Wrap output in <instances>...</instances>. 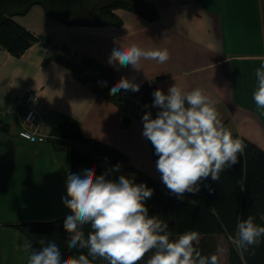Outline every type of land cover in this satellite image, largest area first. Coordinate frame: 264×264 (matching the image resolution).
<instances>
[{"label": "crops", "instance_id": "obj_1", "mask_svg": "<svg viewBox=\"0 0 264 264\" xmlns=\"http://www.w3.org/2000/svg\"><path fill=\"white\" fill-rule=\"evenodd\" d=\"M107 1L111 0H85L69 18L94 22L97 7ZM143 1L156 10V18L119 8L114 11L121 20L118 25H71L49 16L40 4L16 16L39 39L20 57L0 48V109L9 111L0 117V134L38 153L51 148L68 151L70 159L72 142L67 139L52 136L29 143L16 134L18 104L31 88L47 102L50 129L76 121L85 136L121 150L139 174L163 184L149 140L142 136L141 119L97 90L78 68L45 55V42L52 41L80 60H95L118 80L126 77L165 93L175 83L184 91L204 89L218 113H226L225 127L233 136L264 149V109L257 108L252 96L255 71L264 64V0ZM132 43L167 49L169 59L163 64L141 60L139 70L108 63L113 48Z\"/></svg>", "mask_w": 264, "mask_h": 264}, {"label": "clouds", "instance_id": "obj_2", "mask_svg": "<svg viewBox=\"0 0 264 264\" xmlns=\"http://www.w3.org/2000/svg\"><path fill=\"white\" fill-rule=\"evenodd\" d=\"M168 59L167 49H145L132 43L113 48L108 63L139 70L141 60L163 64ZM255 77L253 100L258 109H264V64L256 69ZM122 89L138 92L140 85L121 77L109 94L114 96ZM152 96V104L144 107L158 111L155 118L151 111L143 114L142 136L154 147L162 183L177 199L198 193L209 178L218 182L222 172L239 163L246 145L224 126L204 89L184 91L175 83L167 93L156 89ZM114 173H121L119 163L99 175L95 166L67 175L66 195L61 198L70 212L63 221L69 234L67 246L87 250V254L65 258L55 242L41 240L42 247L36 249L29 241L24 245L29 252L27 264H95L98 258L107 264H140L149 252L152 255L146 264H220L218 254L202 255L196 246L201 238L198 231L174 236L160 216L149 215L146 201L154 194L153 188L124 174L112 178ZM203 186L210 194L214 192L211 185ZM85 225L91 229L87 236ZM235 231L229 239L241 251L259 246L264 238V227L252 215L238 218Z\"/></svg>", "mask_w": 264, "mask_h": 264}, {"label": "trees", "instance_id": "obj_3", "mask_svg": "<svg viewBox=\"0 0 264 264\" xmlns=\"http://www.w3.org/2000/svg\"><path fill=\"white\" fill-rule=\"evenodd\" d=\"M83 1L85 0H0V48L15 57H20L38 41V36L15 18L26 14L37 4L42 5L49 16L71 25L85 23L118 25L121 20L114 11L119 8L156 18V10L143 0H111L97 7V19L94 22L70 19L69 15L76 12ZM86 61L94 64L107 76H114L95 60ZM156 89L158 88L154 85L143 84L140 90L135 92L140 95L143 108L146 104H152V93ZM99 91L122 105L121 97L110 96L108 88ZM145 109L151 111L155 118L157 108ZM135 114L141 119L137 113ZM51 134L72 142L69 173H78L81 169L95 166L99 175L119 163L121 173H114L112 178L124 174L136 183H146L148 187L153 188L154 194L146 201L149 215L160 216V219L168 223L174 236L189 230L198 231L201 238L196 246L202 255L218 254L216 236H224L228 242L227 264H264V238L259 246L251 247L248 251L237 249L229 239L230 236L236 235L238 218L246 219L252 215L255 217V223L264 227V149L256 144L245 138L236 137L246 145L243 155L239 157V163L222 172L218 182H213L210 178L203 182L211 185L214 192L210 194L202 184L198 193H185L183 200H179L165 185L139 175L130 164L127 154L105 142L85 136L76 121L67 120L55 125L51 128ZM149 146L153 158L158 159L150 141ZM67 215L53 220L27 221L17 226L26 236L27 242L32 243L33 248L42 247L39 242L44 240L46 243L55 242L65 258L78 256L81 252L87 254V250L68 248L69 234L63 228V221ZM83 230L87 236L91 230L90 225H85ZM95 264L107 262L98 258Z\"/></svg>", "mask_w": 264, "mask_h": 264}, {"label": "rangeland", "instance_id": "obj_4", "mask_svg": "<svg viewBox=\"0 0 264 264\" xmlns=\"http://www.w3.org/2000/svg\"><path fill=\"white\" fill-rule=\"evenodd\" d=\"M219 118L226 126V113L220 111ZM0 139V264H27V240L17 224L70 213L61 199L66 195L69 154L54 148L38 153L17 144L12 136L0 134ZM216 241L222 249L218 252L220 262L227 264L228 242L224 236H216ZM151 255L146 254L141 264Z\"/></svg>", "mask_w": 264, "mask_h": 264}, {"label": "built area", "instance_id": "obj_5", "mask_svg": "<svg viewBox=\"0 0 264 264\" xmlns=\"http://www.w3.org/2000/svg\"><path fill=\"white\" fill-rule=\"evenodd\" d=\"M45 55H50L57 58L62 63L76 67L81 71V74L86 77L88 82L95 88L103 90L108 88V92L118 81L115 76H107L97 68L94 64L86 60H80L68 48L58 45L52 41L45 42ZM106 84V86H104ZM114 97H121L122 104L131 109L132 112L137 113L141 119L146 111L143 108L140 100V95L128 90H120ZM19 110L16 113L20 114V129L19 135L30 143H37L51 138L50 126V112L47 108L45 98L39 95L36 91L28 88L25 95L19 101ZM9 114L7 110L0 109V117Z\"/></svg>", "mask_w": 264, "mask_h": 264}]
</instances>
